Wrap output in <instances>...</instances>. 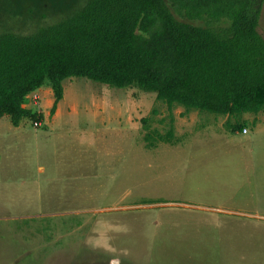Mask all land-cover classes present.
<instances>
[{"label":"rangeland","instance_id":"obj_1","mask_svg":"<svg viewBox=\"0 0 264 264\" xmlns=\"http://www.w3.org/2000/svg\"><path fill=\"white\" fill-rule=\"evenodd\" d=\"M7 13L0 31L36 26ZM62 84L54 114L47 84L26 99L42 119L0 117V264H264L263 112L237 132L134 87Z\"/></svg>","mask_w":264,"mask_h":264},{"label":"trees","instance_id":"obj_2","mask_svg":"<svg viewBox=\"0 0 264 264\" xmlns=\"http://www.w3.org/2000/svg\"><path fill=\"white\" fill-rule=\"evenodd\" d=\"M261 1L0 0L5 15L36 22L28 33L0 31V117L14 126L24 118L37 122L43 115L23 105L28 94L49 84L52 115L63 80L86 77L154 93L169 109L227 116L226 127L241 132L240 115L264 113ZM173 11L209 22L195 25ZM46 14L52 21L39 23ZM172 121L170 114L165 134L154 130L156 139L171 142ZM151 137L144 136L150 147Z\"/></svg>","mask_w":264,"mask_h":264},{"label":"crops","instance_id":"obj_3","mask_svg":"<svg viewBox=\"0 0 264 264\" xmlns=\"http://www.w3.org/2000/svg\"><path fill=\"white\" fill-rule=\"evenodd\" d=\"M41 87L40 88H38L37 90H35V91H33V92H31L30 94H33V93H39L40 91H41ZM49 91H50V89H49ZM30 94H28V95H30ZM24 106L25 107H27V108H30L29 106H28V104H27V102L26 103H24ZM33 110V109H32ZM21 122V121H20ZM18 126H19V124L17 125V126H14L13 125V127H15V128H18ZM42 168H40V170H41ZM233 210V209H232ZM234 211V210H233Z\"/></svg>","mask_w":264,"mask_h":264},{"label":"built area","instance_id":"obj_4","mask_svg":"<svg viewBox=\"0 0 264 264\" xmlns=\"http://www.w3.org/2000/svg\"><path fill=\"white\" fill-rule=\"evenodd\" d=\"M35 125H37L36 123H34ZM243 132H246V129L245 128H243V130H242Z\"/></svg>","mask_w":264,"mask_h":264}]
</instances>
